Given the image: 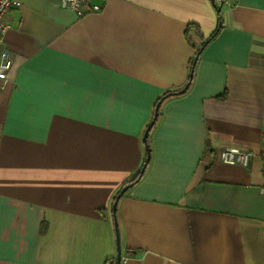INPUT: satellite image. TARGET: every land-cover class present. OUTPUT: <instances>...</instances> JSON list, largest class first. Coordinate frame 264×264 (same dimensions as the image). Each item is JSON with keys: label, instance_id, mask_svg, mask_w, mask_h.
Segmentation results:
<instances>
[{"label": "crops", "instance_id": "0c3cea01", "mask_svg": "<svg viewBox=\"0 0 264 264\" xmlns=\"http://www.w3.org/2000/svg\"><path fill=\"white\" fill-rule=\"evenodd\" d=\"M0 40V264H264V0H19ZM1 57V56H0ZM252 151L248 166L220 159Z\"/></svg>", "mask_w": 264, "mask_h": 264}, {"label": "built area", "instance_id": "2783aa9c", "mask_svg": "<svg viewBox=\"0 0 264 264\" xmlns=\"http://www.w3.org/2000/svg\"><path fill=\"white\" fill-rule=\"evenodd\" d=\"M227 0H215L216 5L223 7ZM61 6L75 12L78 16L84 15L86 12L99 11L101 6L92 4L91 0H61ZM19 0H0V40L2 42L5 34L12 28L9 21V14L12 10L18 9L21 4ZM10 53L6 50L2 51L0 57V91L5 87L8 80V72L13 65V59ZM264 147V146H263ZM254 156L252 151L241 150L238 148H223L220 152V159L228 164H240L248 166L250 159ZM262 183L260 192L264 194V148L262 150ZM264 235V228L262 229Z\"/></svg>", "mask_w": 264, "mask_h": 264}, {"label": "water", "instance_id": "95a60500", "mask_svg": "<svg viewBox=\"0 0 264 264\" xmlns=\"http://www.w3.org/2000/svg\"><path fill=\"white\" fill-rule=\"evenodd\" d=\"M211 1L213 2V4L215 3V0H211ZM217 9H218V11H220L221 10L220 6H218ZM207 42L208 41H206V43ZM200 48L201 49L199 50V53H201L203 47H200ZM198 56L199 55H197L196 58L194 59L195 62L197 61L196 59L198 58ZM192 76H193V70L191 72V77ZM188 85H190V82H188L186 85H184V88L181 91H177L175 93L176 94H178V93H184L188 89V87H189ZM161 103H162V101H159L157 103V105L155 107V112H153L154 113L153 119H152L151 123L149 125H147L148 127H147V129H146V131L144 133L143 138H142L143 139V142L145 144V150H146L145 151L146 152V163L144 164V166L141 169V172L142 173L145 171V168L147 166L146 164L151 159V152H150L151 148H150L149 141H148L147 138L149 136L150 130L153 127L152 125H154L155 122H156V120H157V117H158V114H159L158 112H159V108H160ZM132 185H133V183H129V184L125 185L124 187H122V189L119 190L120 192L117 194L114 202L112 203L113 204V206H112L113 216L112 217H114V225H115L114 230L116 232V242H117L116 264H120L121 261H122V255H121L122 254V247H121V242H120L121 241V238H120V232L118 230L119 229V226H118V221H117V217H116L117 216V206H118L117 203L119 202L120 198L124 195V193L126 192V190H128Z\"/></svg>", "mask_w": 264, "mask_h": 264}, {"label": "trees", "instance_id": "16d2710c", "mask_svg": "<svg viewBox=\"0 0 264 264\" xmlns=\"http://www.w3.org/2000/svg\"><path fill=\"white\" fill-rule=\"evenodd\" d=\"M214 6H215V9H217V7H218V5H216V3H214ZM222 9V8H221ZM217 11H218V9H217ZM221 11V10H220ZM220 11H218V13H219V16H220ZM222 19H221V17H220V19L218 20L219 21V23H218V25H217V27H216V29H215V31L213 32V33H211V35L207 38V39H204V43L202 44V46H200V47H206V41H209V40H212L213 38H215L217 35H218V32H220L221 31V29L223 28L222 26V21H221ZM199 47V50L201 49ZM199 50H198V53H199ZM197 53V55H200V53L198 54ZM196 55V56H197ZM199 57V56H198ZM195 64H196V62L195 61H193V64H192V70H194V66H195ZM192 72V71H191ZM193 77V76H192ZM192 77H191V74H190V78H189V82L191 83V80H192ZM177 92V91H176ZM176 93L175 92H167V93H165L162 97H160L159 99H157L158 101H157V103L159 102V101H163V99H166L167 97H170V96H172V95H175ZM179 94V93H178ZM157 105V104H156ZM155 112V111H154ZM153 116H154V114H153ZM152 119H153V117H152ZM149 162H150V160H149ZM148 162V163H149ZM146 163V155H145V158H144V161H143V164H141L142 165V167L144 166V164ZM147 163V164H148ZM146 164V165H147ZM148 166V165H147ZM147 166H146V168H147ZM142 167H141V169H142ZM146 168H145V170H146ZM141 169L135 174V176H133V177H131L132 179H130L127 183H125L122 187H124L125 185H127V184H129V183H133V184H135L136 182H138L140 179H141V177L143 176V174H144V172L142 173L141 172ZM122 187H121V189H122ZM121 189H119V190H121ZM118 190V192H117V194L120 192ZM117 194L115 195V197L113 198V202H114V200H115V198H116V196H117ZM112 204V203H111ZM109 264H116V259H114L113 260V262L111 261Z\"/></svg>", "mask_w": 264, "mask_h": 264}]
</instances>
